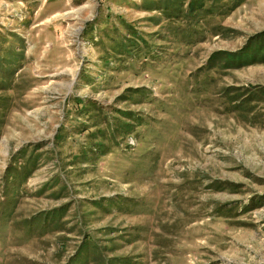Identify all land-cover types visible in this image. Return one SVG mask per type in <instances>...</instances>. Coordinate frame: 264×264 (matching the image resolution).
<instances>
[{
	"label": "rangeland",
	"instance_id": "obj_1",
	"mask_svg": "<svg viewBox=\"0 0 264 264\" xmlns=\"http://www.w3.org/2000/svg\"><path fill=\"white\" fill-rule=\"evenodd\" d=\"M263 30L264 0H0V264H264V63L228 56Z\"/></svg>",
	"mask_w": 264,
	"mask_h": 264
},
{
	"label": "trees",
	"instance_id": "obj_2",
	"mask_svg": "<svg viewBox=\"0 0 264 264\" xmlns=\"http://www.w3.org/2000/svg\"><path fill=\"white\" fill-rule=\"evenodd\" d=\"M248 47L250 48V50L255 51V54L252 53L253 55L250 56L252 58H246L248 52L245 50L243 52H239L238 54H228V56L234 60L244 57L245 59H249L248 61H251L248 64L258 63V62L264 63V30L253 35L250 38L248 42Z\"/></svg>",
	"mask_w": 264,
	"mask_h": 264
}]
</instances>
